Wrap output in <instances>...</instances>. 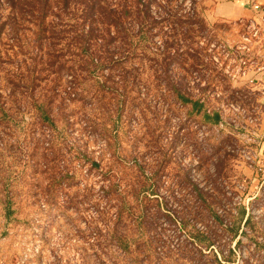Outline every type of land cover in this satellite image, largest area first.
Listing matches in <instances>:
<instances>
[{
  "label": "rangeland",
  "instance_id": "1",
  "mask_svg": "<svg viewBox=\"0 0 264 264\" xmlns=\"http://www.w3.org/2000/svg\"><path fill=\"white\" fill-rule=\"evenodd\" d=\"M216 4H167L175 57L85 74L0 0V264H264V5Z\"/></svg>",
  "mask_w": 264,
  "mask_h": 264
},
{
  "label": "trees",
  "instance_id": "2",
  "mask_svg": "<svg viewBox=\"0 0 264 264\" xmlns=\"http://www.w3.org/2000/svg\"><path fill=\"white\" fill-rule=\"evenodd\" d=\"M9 12L30 15L29 21L35 27L34 38L53 46L59 40H66L67 54L76 58L77 65H67V72L79 69L85 74L90 71L115 69L122 70L123 62L128 60H143L150 57L157 66L158 58L162 61L173 58L172 45L167 41L162 45L152 47L154 34L152 30L162 22H173L172 16H167L168 3L172 0H5ZM166 2V3H164ZM165 15L164 18L159 16ZM117 41L113 50L109 51L108 44ZM54 50L48 56L53 57ZM75 54V55H74ZM172 54V55H171ZM183 104L191 106V112L200 114L203 105L199 101H190L178 95ZM42 103V102H41ZM43 122L51 125L48 110L43 103L37 107ZM203 122L215 126L221 122L217 111L207 113L202 111ZM243 215V212L240 213ZM246 223L249 222L247 217ZM198 244H203L205 236L201 233L194 235ZM126 246H122L125 248ZM206 251L211 248L208 243ZM210 252H212L210 250ZM209 252V253H210ZM215 260L217 257L212 253Z\"/></svg>",
  "mask_w": 264,
  "mask_h": 264
},
{
  "label": "crops",
  "instance_id": "3",
  "mask_svg": "<svg viewBox=\"0 0 264 264\" xmlns=\"http://www.w3.org/2000/svg\"><path fill=\"white\" fill-rule=\"evenodd\" d=\"M216 5L211 9V14L224 20L247 18L253 14L254 4L264 5V0H215Z\"/></svg>",
  "mask_w": 264,
  "mask_h": 264
},
{
  "label": "built area",
  "instance_id": "4",
  "mask_svg": "<svg viewBox=\"0 0 264 264\" xmlns=\"http://www.w3.org/2000/svg\"><path fill=\"white\" fill-rule=\"evenodd\" d=\"M253 8H254L255 10L258 9V7H256V6H254Z\"/></svg>",
  "mask_w": 264,
  "mask_h": 264
}]
</instances>
